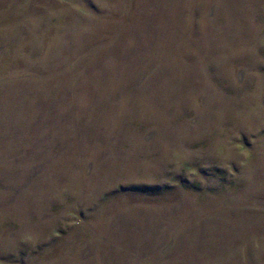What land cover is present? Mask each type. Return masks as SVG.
<instances>
[{
    "label": "rangeland",
    "instance_id": "obj_1",
    "mask_svg": "<svg viewBox=\"0 0 264 264\" xmlns=\"http://www.w3.org/2000/svg\"><path fill=\"white\" fill-rule=\"evenodd\" d=\"M0 264H264V0H0Z\"/></svg>",
    "mask_w": 264,
    "mask_h": 264
}]
</instances>
